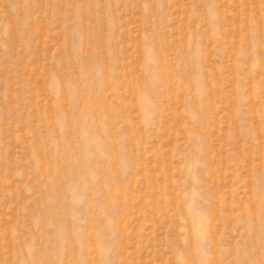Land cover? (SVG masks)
Returning a JSON list of instances; mask_svg holds the SVG:
<instances>
[{
	"label": "rangeland",
	"instance_id": "obj_1",
	"mask_svg": "<svg viewBox=\"0 0 264 264\" xmlns=\"http://www.w3.org/2000/svg\"><path fill=\"white\" fill-rule=\"evenodd\" d=\"M0 264H264V0H0Z\"/></svg>",
	"mask_w": 264,
	"mask_h": 264
}]
</instances>
